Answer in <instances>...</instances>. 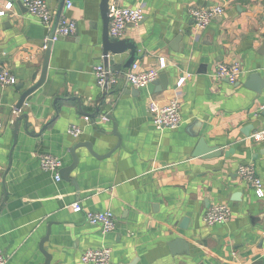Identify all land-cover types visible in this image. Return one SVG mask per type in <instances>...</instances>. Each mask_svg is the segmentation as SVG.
<instances>
[{"label":"crops","instance_id":"obj_1","mask_svg":"<svg viewBox=\"0 0 264 264\" xmlns=\"http://www.w3.org/2000/svg\"><path fill=\"white\" fill-rule=\"evenodd\" d=\"M23 1L0 0V66L17 80L0 89L6 264H82V253L99 248L110 249L109 264H264V197L237 174L239 166L252 165L264 189V139H251L264 129V0H111L142 9V21L120 39L137 45L138 70L165 76L167 88L160 91L159 85L136 89L125 82L107 91L97 87L101 0H65L72 6H63L61 16L73 20L76 31L53 42L42 93L16 115L15 88L30 85L33 75L38 79L51 28ZM59 2L47 0L53 14ZM212 6L222 7V15L196 31L189 9ZM232 63L241 68L236 82L212 78L218 65ZM253 74L258 78L250 80ZM173 100L181 124L157 131L150 101ZM23 113L28 127L25 119L16 123ZM71 126L81 131L75 138ZM199 138L221 155L193 157ZM76 144L82 146L74 150L78 162L68 180L40 169L44 155L58 159L60 170L69 167ZM217 204L229 207L230 218L205 225L203 215ZM107 210L116 226L102 234L85 212ZM177 238L188 244V256L171 255L168 243Z\"/></svg>","mask_w":264,"mask_h":264},{"label":"built area","instance_id":"obj_2","mask_svg":"<svg viewBox=\"0 0 264 264\" xmlns=\"http://www.w3.org/2000/svg\"><path fill=\"white\" fill-rule=\"evenodd\" d=\"M23 5L27 12L37 18L42 25L49 27L52 24L54 14L50 11L47 0H24ZM71 2L66 1L64 8L70 9ZM6 9L11 8L8 3ZM223 8L219 6H212L208 8L192 7L189 9V15L193 22V27L196 31H203L208 27L212 19L216 16L222 15ZM3 12H0V16ZM143 11L140 7H121L117 4H110L109 6V35L112 38H121L129 27L137 26L143 19ZM76 23L68 17L62 15L54 32L52 41L69 37L76 31ZM47 37L44 39L43 49L45 50ZM160 69L164 68V64L160 63ZM264 71V69H263ZM241 74L239 64H220L218 65L212 78L216 81L226 79L230 83L237 81ZM93 75L97 87L102 91H107L117 87L120 82H125L131 87L139 89L144 88L148 84L157 80L158 70H138L137 64H134L131 69L121 72H114L105 68L103 65H97L93 69ZM17 80L15 76L6 68L0 66V89L16 85ZM183 79L177 82V86L181 87ZM264 109V105H263ZM17 115L19 111H14ZM148 113L151 116L153 127L157 131L177 128L182 120L180 116V107L176 100H173L165 105L158 104L155 101H150L148 105ZM106 120L105 117H102ZM85 121L88 117L84 118ZM68 133L72 137H77L81 131L76 126H71ZM251 139H264V129L251 136ZM39 167L42 171L53 174L56 181L60 180L59 171L61 164L53 156L44 155L40 157ZM238 176L248 184L254 191L256 197L259 199L264 197L263 184L257 176L256 171L252 165H241L237 169ZM79 204L73 203L71 208L74 211L79 210ZM85 218L88 224L92 226H99L102 234L112 232L116 226V220L111 211L93 212L86 211ZM230 218V209L226 204H217L210 207L203 215V222L207 226L219 225L228 221ZM111 251L109 248L90 249L82 253L80 256V263L82 264H109ZM0 264H6V256L0 248Z\"/></svg>","mask_w":264,"mask_h":264},{"label":"water","instance_id":"obj_3","mask_svg":"<svg viewBox=\"0 0 264 264\" xmlns=\"http://www.w3.org/2000/svg\"><path fill=\"white\" fill-rule=\"evenodd\" d=\"M111 0H101L100 2V15L103 25L102 30V39H101V57L102 63L99 65H103L105 68H108L114 72H125L128 71L133 67L134 64L138 60L141 59V56L138 55V47L137 45L127 39H120V38H112L109 35V6ZM65 0H60L58 9L53 16L51 28L47 35V42L44 51V57L42 62V67L40 69V74L38 79L35 81L36 75H33L30 78V85L25 87L23 84L16 86V90L18 92V99L14 105L15 111H21V109L26 106H30L34 103L37 96L42 93V86L46 79L47 69H48V62L50 58V52L52 48V38L58 22L61 17L62 9L64 6ZM214 17L212 20H215ZM264 46V43H263ZM258 74H253L250 76V80L257 79ZM249 80V81H250ZM159 85V91L165 90L167 88L166 85V78L164 75H160L158 80L147 85V88L154 89ZM21 119H25L26 126L28 127V114L23 113L21 116L18 117L16 123ZM199 123L196 122L194 127L196 131L194 134L196 135L197 130L199 128ZM83 144V143H82ZM82 144H76L71 149V156H72V164L59 171L60 178L68 180V172H71L75 169L78 159L74 154V150L78 146H82ZM89 148L88 145H85ZM221 155V150L218 147H210L206 144L204 139L199 138L195 150L193 152V157H200L202 159H209L218 157ZM70 180V179H69ZM237 196V195H236ZM188 222L187 218H184L180 223V228L185 229L186 224ZM168 247L172 256L175 255H189L188 244L181 238L174 239L168 243ZM138 259L133 260L130 264H135Z\"/></svg>","mask_w":264,"mask_h":264}]
</instances>
